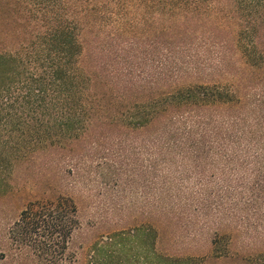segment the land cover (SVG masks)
I'll list each match as a JSON object with an SVG mask.
<instances>
[{
	"label": "trees",
	"instance_id": "16d2710c",
	"mask_svg": "<svg viewBox=\"0 0 264 264\" xmlns=\"http://www.w3.org/2000/svg\"><path fill=\"white\" fill-rule=\"evenodd\" d=\"M112 150L157 185L163 228L211 247L158 252L149 222L87 264H264L234 249L264 226V0H0V197L44 190L0 228V264L77 263L58 190Z\"/></svg>",
	"mask_w": 264,
	"mask_h": 264
},
{
	"label": "rangeland",
	"instance_id": "374dc122",
	"mask_svg": "<svg viewBox=\"0 0 264 264\" xmlns=\"http://www.w3.org/2000/svg\"><path fill=\"white\" fill-rule=\"evenodd\" d=\"M99 156L93 163H86L87 167L81 174L67 177L63 190H58L72 196L79 208L81 228L71 244V250L77 255L76 264H87L93 247L102 246L110 238L124 239L127 243L132 238L131 232L149 222L158 231L154 241V248L158 252L197 255L210 249L211 230L198 233L197 237H176L170 227L165 229L160 225L157 220L160 210L159 190L155 183L149 189L144 187L139 161L136 162L137 166L131 161L123 162L113 150L109 157L105 153ZM14 177L12 184L25 187L21 172L19 177ZM30 180L31 184L35 183L34 179ZM13 191L18 195L0 197V228L16 218L29 196H36L44 190L31 185L28 189ZM234 241L235 250L245 248L264 252V226H254L248 233L243 231Z\"/></svg>",
	"mask_w": 264,
	"mask_h": 264
}]
</instances>
